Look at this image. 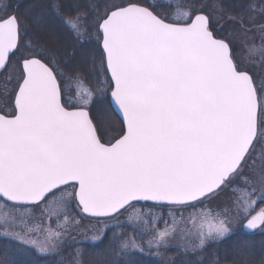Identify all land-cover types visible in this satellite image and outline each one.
Segmentation results:
<instances>
[{
    "label": "snow or ice",
    "instance_id": "snow-or-ice-1",
    "mask_svg": "<svg viewBox=\"0 0 264 264\" xmlns=\"http://www.w3.org/2000/svg\"><path fill=\"white\" fill-rule=\"evenodd\" d=\"M162 6L175 10H156ZM9 7L0 5V70H10L0 95L14 92L13 106L0 112V197L12 205L0 204L9 209L0 216L6 226L3 235L46 254L62 233L45 228L44 239L32 238L29 233L41 228L27 227L26 219L19 221L26 232L8 231L9 222L16 223L12 212L25 217L31 211L22 212L20 205H43L42 213L52 217L74 195L88 216L115 219L131 209L129 221L147 226V213L136 203L153 202L193 209L188 215L190 234L198 241L193 248L231 241L234 251L245 257L252 241L238 236L232 225L242 224L250 235L264 233V206L257 207L264 205V86L256 87L231 45L210 29L209 17L180 0L147 6L140 0H121L107 4L92 19L79 4L64 13L60 4L41 2L33 24L39 29L49 16L58 17L81 49L84 63L93 52V39L99 43L102 79L94 88L79 65L66 73L46 45L26 40L27 28L15 13L8 14ZM249 8L256 11L257 5ZM260 13L264 16V7ZM231 19L241 32L250 31L242 15ZM258 31L261 43L248 47L250 55L264 54V24ZM11 73L14 89L9 87ZM73 86L75 102L65 101ZM97 105L94 122L90 109ZM114 112L122 117L120 134L104 142L101 131ZM246 166L254 177L244 174ZM69 185L74 193L61 190ZM228 188L230 206L197 208ZM169 215L173 224L165 221L163 229H157L153 216L149 246L166 243L174 231L177 220ZM69 223L65 216L58 227ZM119 248L120 253L144 250L131 237ZM24 255L16 249L0 264H28Z\"/></svg>",
    "mask_w": 264,
    "mask_h": 264
},
{
    "label": "trees",
    "instance_id": "trees-1",
    "mask_svg": "<svg viewBox=\"0 0 264 264\" xmlns=\"http://www.w3.org/2000/svg\"><path fill=\"white\" fill-rule=\"evenodd\" d=\"M41 2H47V0H0V5H11L7 9L8 14L15 13L20 19L22 28H27L28 35L25 37L26 40L32 39L46 45L50 52L56 56L60 68L66 73L70 68L79 65L82 70L81 74L86 77V80L91 86L94 88L97 87V81L102 79L100 75L102 53L99 43L93 39V52L89 54L90 58L88 62L84 63L81 49L77 46L73 35L62 25L58 17L49 16L44 26L39 29L33 24V14L39 10V4ZM50 2L62 5L64 13L72 11L79 4L81 6L79 10L82 12L86 11L90 19H92L97 13L102 14L107 4L121 2V0H50ZM140 2L145 6L152 4L151 0H140ZM173 2L175 4L176 0H173ZM180 3L193 4L212 20V17L220 19H216L214 24L212 23L214 26L217 25L219 27L217 37L224 39L231 45L238 63L239 50L237 49L240 47L239 37L245 40V42L250 39L256 44L261 43V33L258 31V27L264 24V16L260 13V9L264 7V0H180ZM251 4L257 5L256 11L250 10L249 6ZM172 9L173 7L162 6L156 10L171 13ZM0 15H3L2 10H0ZM241 15L244 17L245 23L250 29L246 33L241 32L239 23L231 19L232 17H239ZM91 31L94 32L95 29ZM21 51L23 52L25 49L22 48ZM17 55L19 56V53ZM93 55L95 59L94 64L92 62ZM243 68L252 75L256 87L260 89L258 78L262 79V84H264V54H260L254 60L248 61ZM4 71L0 74V85L5 81V79H2V75L5 73ZM103 71L104 75H107L105 68ZM0 99L3 100V95H0ZM98 107V105L92 106L90 109V117L94 119V122L98 115ZM121 127V122L112 113L109 121L105 123L101 131L102 140L106 142L113 137H118ZM136 207L140 208L142 212L147 213L144 216V220L148 221L147 226L143 221H133L131 223L122 222L121 219L125 217L126 213L123 212L115 219H110L118 222V224L108 228L99 242L90 243L82 241L77 245L76 243L71 245L70 239H67V245L61 249V252L57 250L58 252L56 254L46 258L36 257L28 248L7 238L0 237V261H3L6 255L7 258L11 259L12 251L14 250L24 249L26 253L30 254V257L27 260V257L25 258L23 256L22 259L27 260L28 264H66L72 255H75V261L79 264H108L109 261L119 262V264H125L127 261H132L134 264H244L245 260L246 264H264V233L258 230L255 235H250L240 229L234 231L238 236H247L252 241V246L245 257H241L234 251L230 246L231 241H225L223 243L210 242L207 247L200 250L193 248V245L197 244V242L180 244L178 237L175 236L173 238L170 236L167 238L166 244H161L159 247L155 245L149 246L147 241L154 235V232L151 230L152 219L149 213L153 210L158 212L160 219L156 220V227L157 229H162L166 221L164 220L166 219L164 209L168 206L136 203ZM29 208L35 212L40 207L34 208L31 206ZM75 217L82 220V222L102 221V219H91L80 214H77ZM129 237L142 244L143 252L128 251L127 253H120V243ZM73 247H80V250L77 251L75 248L73 250ZM6 249L8 250L7 253L5 252ZM67 254L68 257H66Z\"/></svg>",
    "mask_w": 264,
    "mask_h": 264
},
{
    "label": "rangeland",
    "instance_id": "rangeland-1",
    "mask_svg": "<svg viewBox=\"0 0 264 264\" xmlns=\"http://www.w3.org/2000/svg\"><path fill=\"white\" fill-rule=\"evenodd\" d=\"M152 4L153 3H159V4H164V0H151ZM173 2V0H172ZM174 4V2H173ZM188 4V3H186ZM190 4V3H189ZM174 7L172 9V12L174 11ZM206 15V14H205ZM208 16V15H207ZM209 17V16H208ZM213 20L211 18L210 19V29L214 32V34L217 36V33H219V27L216 25L214 26V21L220 20L219 18L216 17H212ZM222 19V17H221ZM213 23V24H212ZM218 38V37H217ZM247 40V39H246ZM256 44L255 42L251 41L249 39V41L247 40L245 42V40H242L239 37V46L238 47L239 50V55H238V61L240 63V65L243 67L244 65L247 64L248 61L250 60H254L256 58V56H260L261 53H256L255 55H250L248 52V47L251 46L252 44ZM260 42L256 45H259ZM100 47V46H99ZM241 48V49H240ZM245 48V49H244ZM101 50V48H100ZM236 50V51H237ZM102 53V50H101ZM4 70L1 71V73ZM4 75H2V79H5L7 75L10 74V70H5L4 71ZM0 73V74H1ZM13 75V80L11 82V84L9 85L10 88H15L16 85V80H15V73H11ZM1 79V80H2ZM109 79V78H108ZM263 80L258 78V84L261 86H264V84H262ZM3 85V83H2ZM61 86L64 87V81H61ZM110 91V89L106 90ZM75 96H76V88L75 86L69 88L64 95V99L65 101H73L75 102ZM109 97V94H108ZM13 98H14V92L10 93L7 97L3 96V100L0 99V111L4 112L6 111L8 108H11L13 106ZM118 138V137H117ZM107 142V141H106ZM257 151H259V145L257 147ZM252 160H249V164H252ZM256 164L259 165V160L256 161ZM244 174L248 175L250 177H254L255 173L250 170V168L248 166L245 167L244 169ZM62 191H66V192H73L74 193V188L72 186H65L63 188H61ZM56 195H59V193H55ZM232 193H231V189H225L224 191H222L221 193H219V195L215 196L214 198L210 199V200H205L203 205H197V208L200 207H204L207 206L209 208H211L213 211L216 210H222L225 206H230L231 205V197ZM52 197L50 196L49 199H51ZM219 199H221L219 201ZM217 200V201H216ZM6 202L2 201L0 199V204H4ZM46 203V202H45ZM264 205L258 204L257 207H261ZM12 206L9 205V208H11ZM43 205H41V207L37 210V211H32L29 207H20V210L22 212H28V210L30 209V213L28 215H26L25 217H21L19 213L17 212H12L11 214L15 216L16 219V223L13 225L12 222H9V224L7 225L8 231H16V232H21L24 233L27 231V227H34L36 224L40 225L41 231L39 233L37 232H31L29 233V236L35 239H44L46 233L43 231V229L45 228H51L55 231H60L62 233L61 238L56 241V247L54 249H52L51 251H49L46 254H41L38 251H36V249L32 246H27V245H22L20 244L18 241L10 238V237H5L3 235V232L5 230V224L3 222V220H0V237H4L7 238L13 242L18 243L19 245H22L23 247L28 248V250L30 252H33V254L36 257H48V256H52L53 254H56L58 251L61 252V249L66 246L67 244V239H70V244L74 245V243H76V245L82 241H87L90 243H96L99 242L105 231L110 228L113 225H117L118 222L113 221V220H108V219H102V221L98 222V221H83L78 219L77 217H75L77 214L82 215V213L80 212V209L78 208L75 199H74V195L68 200V203L66 205V208L64 209L63 212H61L58 215H54L52 217H49L46 214L42 213V209H43ZM75 207V208H74ZM9 209H5V208H0V216L3 215V213L5 211H8ZM130 212V211H129ZM165 212V218L164 220L167 221L168 225L171 226L173 224V220H172V216L169 215V213L171 212L177 220V223L175 224L174 227V231L168 236V237H178L179 238V243L180 244H185V243H192V242H197L196 238L190 234V230L192 229V224H190L188 222V215L189 213L193 212L192 208H188V209H177V208H172L170 209L169 207H165L164 209ZM181 214H183L184 219H181ZM151 219L153 218V216H156L159 220L160 219V215L158 214L157 211L153 210L149 213ZM65 216H67L69 218L70 223L65 225L64 227H58V224H62L64 222ZM21 219H26L27 220V227H25L24 225L20 224L19 221ZM144 219V218H143ZM72 221H79L80 223L77 225L75 223H72ZM122 222H133V221H129L128 218V212L125 213V217L121 219ZM164 227H165V223H164ZM163 227V228H164ZM233 227V231H236L238 229H240L241 231H243L242 229V224H236V225H232ZM162 228V229H163ZM101 229H103V231H101ZM259 231V230H258ZM244 232V231H243ZM93 236L98 237L97 240H93ZM167 237V238H168ZM55 239V238H54ZM182 243H181V242ZM167 242V240H166ZM166 244V243H163ZM71 248V247H70ZM69 248V249H70ZM74 248L79 251L80 247H73L72 249L74 250ZM58 250V251H57ZM25 255L24 257L28 260L30 257L29 253H26L25 250L23 249ZM71 252V251H69ZM68 252V253H69ZM66 257H68V254L66 255ZM66 264H79L76 263L75 261V255L71 256L69 261L66 262Z\"/></svg>",
    "mask_w": 264,
    "mask_h": 264
},
{
    "label": "water",
    "instance_id": "water-1",
    "mask_svg": "<svg viewBox=\"0 0 264 264\" xmlns=\"http://www.w3.org/2000/svg\"><path fill=\"white\" fill-rule=\"evenodd\" d=\"M102 50V49H101ZM105 69H106V67H105ZM2 70H0V72H1ZM106 72H107V70H106ZM109 77V80H110V76H108ZM109 99H110V93H109ZM13 101H14V98H13ZM114 114L117 116V118L120 120V122L122 123V117L118 114V113H115L114 112ZM114 142V141H113ZM63 187V186H62ZM74 191H75V189H74ZM75 198V197H74ZM0 199L1 200H3V201H5L4 200V198H2V197H0ZM6 203H9V204H11V202H7V201H5ZM75 202H76V204H77V206H78V201H76V199H75ZM141 203H144V202H141ZM146 203H151V204H153V202H146ZM20 206H31V205H27V204H25V205H20ZM79 207V206H78ZM79 209H80V211H81V213L82 214H84L83 212H82V210H81V208L79 207ZM84 215H86V216H88L87 214H84ZM88 217H90V218H102V217H91V216H88ZM244 232H246V233H248L247 232V230H243Z\"/></svg>",
    "mask_w": 264,
    "mask_h": 264
}]
</instances>
